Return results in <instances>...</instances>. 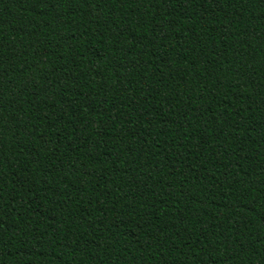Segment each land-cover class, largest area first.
Instances as JSON below:
<instances>
[{"label":"trees","instance_id":"16d2710c","mask_svg":"<svg viewBox=\"0 0 264 264\" xmlns=\"http://www.w3.org/2000/svg\"><path fill=\"white\" fill-rule=\"evenodd\" d=\"M0 264H264V0H0Z\"/></svg>","mask_w":264,"mask_h":264}]
</instances>
